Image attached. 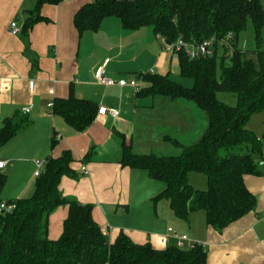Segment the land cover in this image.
Wrapping results in <instances>:
<instances>
[{
	"label": "crops",
	"instance_id": "obj_1",
	"mask_svg": "<svg viewBox=\"0 0 264 264\" xmlns=\"http://www.w3.org/2000/svg\"><path fill=\"white\" fill-rule=\"evenodd\" d=\"M92 1L45 4L41 14L46 20L36 23L28 33L21 30L14 34L12 23L23 29L35 0H0V126L16 113L29 118V124L0 149V161L5 162L2 171L7 174L3 200L33 195L38 178L34 174L35 160L70 151V166L76 176L64 175L60 190L65 196L93 204L95 220L112 241L125 232L136 243L149 242L162 249L168 244H161L157 236L173 228L203 244L208 264H264V164L262 174L244 177L247 188L256 196L255 209L222 231L207 224L204 211L193 212L187 219L176 216L166 198L154 200L165 188L163 181L153 179L145 169L121 164L123 144H130L133 151L137 133L144 138L136 143L140 151L134 153H146L144 143H149L147 150H154L153 144L161 141L153 137L154 130L139 132V117L155 106L151 103L154 98H148L155 94H139L149 86L140 74H166L176 53L164 49L152 26L126 29L115 16L106 17L96 31L80 33L75 14ZM262 3L264 6V0ZM101 66L108 78L137 80L140 88L100 83L96 72ZM70 95L93 100L99 109L116 108L119 114L112 117L98 112L87 129L77 131L49 106L57 98ZM175 100L182 102L166 108L164 122L155 126L162 129L164 140L172 142L170 138H176L183 143L176 133L183 134L182 138L194 137L193 128L188 132V127H193V115L186 110L196 107L199 112L200 108L182 98ZM25 107H31L29 113L23 112ZM173 128L175 131H171ZM204 130L195 138H200ZM53 135L58 143L51 148ZM195 138L189 144L196 142ZM82 166L87 167L88 174ZM67 214V206L51 214V239L61 235ZM175 243L174 239L169 242Z\"/></svg>",
	"mask_w": 264,
	"mask_h": 264
},
{
	"label": "trees",
	"instance_id": "obj_2",
	"mask_svg": "<svg viewBox=\"0 0 264 264\" xmlns=\"http://www.w3.org/2000/svg\"><path fill=\"white\" fill-rule=\"evenodd\" d=\"M62 0H35L23 26V33L46 18L45 4ZM118 17L124 28L152 26L160 39L201 42L214 38V54L192 58L176 51L179 73L194 80L187 87L173 80L170 73L140 74L149 82L139 94L167 95L194 102L208 116L207 127L193 144L172 142L181 147L180 154L134 153L123 144L121 164L148 171L165 188L154 198H166L176 216L187 219L204 211L206 222L218 231L255 209L256 196L247 188V174H262L264 134L259 136L247 127L253 114L264 111V6L262 0H93L75 14L80 33L96 31L106 17ZM249 20L253 24L258 63L248 57L251 51L238 46L240 34ZM229 32L234 34L233 52L224 53L221 75H217L218 41ZM162 41V40H161ZM229 58L230 63H226ZM235 93L237 102L227 104L218 92ZM98 104L90 99L70 95L57 98L53 110L77 131L87 129L97 117ZM29 124L27 116L16 113L0 126V149ZM58 143L51 138V148ZM73 156L65 151L59 157L48 155L30 197L14 200L10 213L0 212V264H208L202 245L180 248L168 244L155 248L151 243H136L125 232L114 241L104 233L93 215V204L63 195L64 175L76 176L71 168ZM262 162V163H261ZM203 172L206 189L194 187L189 173ZM7 174L0 169V203ZM60 206L68 207L63 230L57 239L49 237V219Z\"/></svg>",
	"mask_w": 264,
	"mask_h": 264
},
{
	"label": "rangeland",
	"instance_id": "obj_3",
	"mask_svg": "<svg viewBox=\"0 0 264 264\" xmlns=\"http://www.w3.org/2000/svg\"><path fill=\"white\" fill-rule=\"evenodd\" d=\"M238 46L243 49V50H248L251 51V53H249L250 58H252L256 63H258V55L257 53H254L253 50L256 49V45H255V41H254V31H253V24L251 22V20H249L248 25L246 30H244L239 37V43ZM263 49H264V45H263ZM224 52H225V48L219 44L218 45V49L216 51V56H217V75L220 78L221 75V60L222 57L224 56ZM226 63L229 64L230 60L229 58H226ZM170 68H168L167 72H170V77L177 81L182 83L183 85L187 86V87H192L194 84V80L192 78L189 77H183L180 75L179 73V64H178V57L177 55L173 56V62L171 64V66L169 65ZM151 101L153 100L152 98H154V100L151 103H155L154 108L152 109H147V111H145V113L142 115L141 117H139L138 119V126H139V132L143 129L148 130H154V135L153 137H159V139L161 140L158 144H153L152 149L154 150H147L149 147V143H144V148H142L143 150L145 149L146 153H150V152H155V153H167V154H180L182 148L179 146H176L171 142V141H167L164 140V138L162 137V129L156 124L162 123L163 121V114L165 113V109L166 108H173L171 107L172 104H176L177 102H182L179 100H175L167 95H154V96H150L148 97ZM218 98L224 102H226L227 104L230 105H234L237 102V96L235 93L232 92H227V91H221L218 92ZM178 105V104H177ZM196 106V105H193ZM196 107L192 109V107H189L186 111L189 115H193L192 118V125L193 127L189 126L188 127V132L192 131L194 132V137H189V136H183V134H178L176 133V136H179V139H181V141L183 143H190V141H194L193 139L195 138V136L197 134H199L203 129H206L207 127V123H208V116L207 113L201 109H199V113L198 111H196ZM194 112V114H193ZM247 127L254 129V131H256L261 137L264 134V111H260L257 112L255 114L252 115V117L250 118V120L247 123ZM170 129V128H169ZM171 131H175V128H173ZM170 131V132H171ZM205 131V130H204ZM160 132V133H159ZM165 133H168L167 131H165ZM185 133V132H183ZM160 134V135H158ZM186 134V133H185ZM152 137V138H153ZM144 137H142L141 133H137L136 138H135V147L133 149V151H140L139 147H137L138 141H142ZM151 138V139H152ZM190 139V140H188ZM195 141H198L199 138H195ZM139 141V142H140ZM155 141V140H154ZM153 142V141H152ZM263 143H264V139H263ZM187 144V145H188ZM165 151V152H160V151ZM189 181L191 184H193L194 187L199 188V189H206L207 187V176L205 173L203 172H191L189 174ZM164 199H162L163 201ZM166 200V199H165ZM5 201V200H4ZM144 222V221H142ZM147 222V221H146ZM148 223V222H147Z\"/></svg>",
	"mask_w": 264,
	"mask_h": 264
},
{
	"label": "built area",
	"instance_id": "obj_4",
	"mask_svg": "<svg viewBox=\"0 0 264 264\" xmlns=\"http://www.w3.org/2000/svg\"><path fill=\"white\" fill-rule=\"evenodd\" d=\"M11 31L14 34H18L21 32V28L17 25L16 22H13L11 25ZM234 34L232 32H229L224 38L220 39L218 41V45L221 44L225 48V52L228 54H231L233 52V37ZM162 43L164 45V49L170 52H176V51H185L190 57L192 58H200L203 56H211L214 54V42L215 39H204L201 42H192V41H186L184 39H179L176 42H167L165 39H162ZM97 79L100 83L103 84H109V85H115L118 84L120 86L125 85H131L136 87L137 89L140 88L139 83L137 80H126V79H119L115 80L112 78H108L105 75V68L104 66L99 67V69L96 72ZM49 106L53 107L54 103H49ZM31 110V107H25L23 108L24 113H29ZM100 114H110L112 117H117L119 114V111L116 108H107L102 107L99 109ZM36 164V171L35 176H39L42 172V169L45 164V160L39 159L35 160ZM5 165L4 161H0V169H3ZM82 171L84 174H88L89 170L86 166H82ZM16 207L15 202H7L2 201L0 203V212L1 213H10L12 212ZM158 241L163 244L167 245L171 241V239L176 240V245L180 248H192L195 245H202L200 242H195L189 239V237L186 234L178 233L173 228H169L168 232L166 234H161L157 236Z\"/></svg>",
	"mask_w": 264,
	"mask_h": 264
}]
</instances>
